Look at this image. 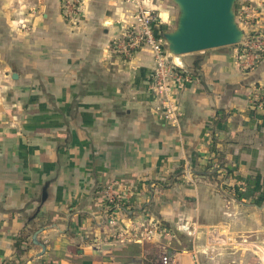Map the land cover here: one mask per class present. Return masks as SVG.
I'll return each instance as SVG.
<instances>
[{"label":"crops","instance_id":"0c3cea01","mask_svg":"<svg viewBox=\"0 0 264 264\" xmlns=\"http://www.w3.org/2000/svg\"><path fill=\"white\" fill-rule=\"evenodd\" d=\"M139 1L172 28V0ZM62 6L0 0V264H264V225L240 220L264 211V108L251 102L264 58L244 70L233 45L176 58L196 77L169 80L172 123L153 108L151 47L110 48L136 3L82 0L75 19ZM114 182L117 204L103 193Z\"/></svg>","mask_w":264,"mask_h":264},{"label":"built area","instance_id":"2783aa9c","mask_svg":"<svg viewBox=\"0 0 264 264\" xmlns=\"http://www.w3.org/2000/svg\"><path fill=\"white\" fill-rule=\"evenodd\" d=\"M81 0H62L64 11L68 17L75 19L80 10ZM137 8L133 15V22L128 25L123 34L112 39L110 48L126 59L132 58L134 53L142 46L151 47L154 58V69L151 74L150 89L154 92L156 103L154 110L162 120L178 122L181 115L176 100L172 97L169 80L171 78L183 81L193 80L196 75L185 68L182 60H176L181 55L170 56L163 31L159 28L160 17L154 8L142 5L139 0H133ZM69 8V10H68ZM264 18V11L253 0H240L237 6V21L245 30L242 41L233 45L237 64L244 70L252 69L264 58V25L258 28L256 23ZM251 102L259 108H264V81L253 91ZM116 183H111L104 188V197L108 202L116 203L119 197L115 190ZM117 204V203H116ZM117 214L108 217L110 224H117ZM147 231L151 228L146 227ZM244 242H248L243 238ZM155 264H171L168 254L160 256Z\"/></svg>","mask_w":264,"mask_h":264},{"label":"water","instance_id":"95a60500","mask_svg":"<svg viewBox=\"0 0 264 264\" xmlns=\"http://www.w3.org/2000/svg\"><path fill=\"white\" fill-rule=\"evenodd\" d=\"M175 26L164 31L170 56L239 43L245 30L237 21L238 0H172ZM141 264V263H133Z\"/></svg>","mask_w":264,"mask_h":264},{"label":"rangeland","instance_id":"374dc122","mask_svg":"<svg viewBox=\"0 0 264 264\" xmlns=\"http://www.w3.org/2000/svg\"><path fill=\"white\" fill-rule=\"evenodd\" d=\"M239 1L240 0H238L237 1V4H236V6H238V3H239ZM80 3H82V0L80 1ZM61 4H62V0H61ZM63 7V6H62ZM62 9V8H61ZM68 10H69V8H68ZM176 16H177V12H176ZM176 16H175V19H174V21H173V23H172V25H171V27H174L175 26V21H176ZM24 20V19H23ZM23 20H21V21H18L17 22V28H18V30L19 31H21V30H30V27H29V25H28V22H26L25 20L23 21ZM188 54H191V53H188ZM179 58H180V56H179ZM256 200H257V205H259V206H262L263 207V205H264V198H256ZM249 212L251 213V215L250 216H241V218H240V220L242 221V220H247V221H245V222H250L248 225H251V226H259V225H261V226H263L264 225V211L262 212V211H259V210H249ZM260 214H262V215H260ZM260 219H261V221H260ZM211 232V231H210ZM217 232V231H216ZM259 233V231L258 232H255L254 234H253V236L256 238V236H257V234ZM219 234V233H218ZM217 233H215V235L214 234H211V238H216V236H220V235H218ZM250 239V238H249ZM239 241H243V238H242V236L241 235H239ZM258 245H264V242H261V244H258ZM252 248H255V247H252ZM260 249L261 248H263V247H259Z\"/></svg>","mask_w":264,"mask_h":264},{"label":"trees","instance_id":"16d2710c","mask_svg":"<svg viewBox=\"0 0 264 264\" xmlns=\"http://www.w3.org/2000/svg\"><path fill=\"white\" fill-rule=\"evenodd\" d=\"M28 237H30V234H29L28 232H25L23 235H21V236L18 238V240H17V242H16V246H17V248H18L19 250H22V249H23V248H22V245L25 244V243H27V239H28Z\"/></svg>","mask_w":264,"mask_h":264}]
</instances>
